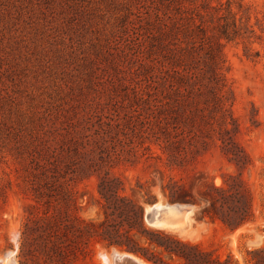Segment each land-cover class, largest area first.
Returning <instances> with one entry per match:
<instances>
[{
    "label": "rangeland",
    "instance_id": "1",
    "mask_svg": "<svg viewBox=\"0 0 264 264\" xmlns=\"http://www.w3.org/2000/svg\"><path fill=\"white\" fill-rule=\"evenodd\" d=\"M226 15L239 28L221 43L246 168L224 154L217 124L207 148L200 129L189 136L173 126L180 77L205 67ZM171 146L186 148L182 165L171 163ZM106 173L145 214L158 203L185 205L168 225L145 219L148 228L222 261L264 264V0H0V262L21 264L23 224L45 209L35 189L61 185L59 207L99 219ZM174 182L198 200L210 186L242 183L252 218L235 230L202 218L205 203L170 202L163 188ZM117 251L129 252L94 240L77 263L114 262ZM156 251V263L134 255L184 264Z\"/></svg>",
    "mask_w": 264,
    "mask_h": 264
},
{
    "label": "trees",
    "instance_id": "2",
    "mask_svg": "<svg viewBox=\"0 0 264 264\" xmlns=\"http://www.w3.org/2000/svg\"><path fill=\"white\" fill-rule=\"evenodd\" d=\"M223 20L219 27V40L210 45L205 67L201 72L185 69L186 73L180 77L173 126L175 130L181 126L188 128L189 136L195 129H200L203 134L200 143L207 148L214 139L217 124V140L224 154L240 168H246L250 160L238 140L240 124L234 114L235 94L224 74L221 43L222 39L230 41L237 37L239 28L229 15ZM185 133L183 129L174 138ZM195 137L196 133L192 140ZM172 138L168 136L167 142ZM171 148V163L182 165L183 158L187 156L186 148ZM60 177L65 179L66 175ZM230 187L227 190L210 186L201 193L200 200L186 185L178 182L163 189L168 191L170 202L191 205L205 203L201 210L202 218L220 220L229 229L235 230L249 222L252 214L242 183ZM48 188L51 192L41 188L34 190L37 202L42 203L45 209L39 215L30 214L23 224L18 254L21 264H78V258L89 253L94 240L124 248L150 261L158 257L156 250H160L171 257L180 258L184 264H233L230 260L213 258L210 253L164 231L148 228L144 205L125 195L123 182L110 173L99 176L98 190L104 201L99 219H83L70 214L68 209L63 210L59 207L63 198L62 186L51 185ZM234 199L237 201L232 202ZM69 205L66 201L65 206Z\"/></svg>",
    "mask_w": 264,
    "mask_h": 264
},
{
    "label": "bare ground",
    "instance_id": "3",
    "mask_svg": "<svg viewBox=\"0 0 264 264\" xmlns=\"http://www.w3.org/2000/svg\"><path fill=\"white\" fill-rule=\"evenodd\" d=\"M154 209L157 211V214L155 215V219L152 222H150V224H155V225H158V226L168 225L169 222H170L168 220V218L174 217V219H175V216L176 215L178 216L179 213L183 212L182 211V206H180V205H170V204L163 205L162 203H158V204H156L154 206L147 207L146 208L147 214L150 213V212H152ZM161 211H164V214L165 215L167 214L166 217L164 216V218H166L165 221H164V219H162ZM188 212H190V211H188ZM13 253H15V252H13V251L10 252V255L13 254ZM110 258L108 256H104V260H105L106 264H150L149 262H147V261H145V260L137 257L136 255H134L132 253H128V252H125V253H120L118 251L117 252H114L113 253L114 262H111L110 261ZM11 261L10 262H7V264H16V263L11 262ZM3 263L0 262V264H3Z\"/></svg>",
    "mask_w": 264,
    "mask_h": 264
},
{
    "label": "water",
    "instance_id": "4",
    "mask_svg": "<svg viewBox=\"0 0 264 264\" xmlns=\"http://www.w3.org/2000/svg\"><path fill=\"white\" fill-rule=\"evenodd\" d=\"M175 205H178V204H175ZM180 206H182V211L187 210L185 205H180ZM156 214H157V211L155 209L152 212L148 213V214L146 212V214H145L146 221L150 224V222H152L155 219V215ZM163 214H164V211H161V215H163ZM128 253H130V252H128Z\"/></svg>",
    "mask_w": 264,
    "mask_h": 264
}]
</instances>
